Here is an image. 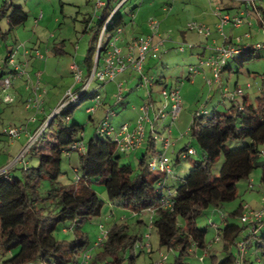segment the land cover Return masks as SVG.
Masks as SVG:
<instances>
[{
  "label": "rangeland",
  "instance_id": "rangeland-1",
  "mask_svg": "<svg viewBox=\"0 0 264 264\" xmlns=\"http://www.w3.org/2000/svg\"><path fill=\"white\" fill-rule=\"evenodd\" d=\"M8 1L11 13L12 6L23 5L25 11L29 14L30 18L24 25H20L10 32L8 18H0V57L4 62L7 52L9 50H17L18 47H22L19 55L23 53V50L31 52L28 57L29 65L28 69L31 74V79L40 77V82L45 94V109L48 112L46 117V111H38L34 107H27L31 96V91L27 90V85L24 86L21 91V96L17 98L16 90L20 82L15 83L14 88L8 91L15 102L7 103L4 99V95L0 93V159L1 162H9V166L19 167V170L15 171V176L22 178L24 161L30 164V167H36L39 165L40 160V148L47 149L50 142L54 140L55 132L58 128H51L45 132L41 142L37 141L35 148L31 151L35 142H32V138L38 130L43 128L56 108L60 106L65 98V94L74 87L75 82L73 74L71 72L70 65L74 63L84 66L88 51L91 47H96L97 42L95 39L100 23V17L102 11H96L98 0H0V10H2L4 3ZM108 2V0H106ZM241 1L231 0H128L127 4L119 10L118 15L124 16L126 25L124 36L126 34L139 31L142 35L143 29H149V19L157 17L162 23V33L164 36L169 37L170 41L165 45L164 50L160 56L155 59L149 56L146 60V72L148 75L155 79L163 78L165 81V88L172 89L178 88L182 96L183 112L179 115L175 126L173 127L172 143L176 142V150L173 148L168 151L167 157L172 161L174 167L175 179H170L169 183L176 182L177 178L185 179L189 173L190 168L194 166L195 161L202 160L203 151L197 144L194 136L187 134L189 127L194 122V116L201 110L206 109L210 112L215 108L222 112H228L231 104H223L222 90L220 85L216 84L211 88L208 84V78H212L208 70H203L199 74L191 76L189 79L188 71L190 66L198 65L199 52H203L206 49V43L210 40L205 36L192 32L189 29V23L200 22L212 27V35L219 36L216 30V25L219 22L214 14L216 6L226 9V5L236 6ZM117 2H114L112 6H115ZM172 4V6H171ZM241 6L245 7V4L241 3ZM165 7L170 10L166 12ZM227 10V9H226ZM227 12L236 14L237 9H229ZM253 20L255 16L252 17ZM256 20V26L249 29L248 25L236 28L231 24H227L224 32L232 36L238 41H245L246 44H252L264 41L263 27ZM255 22V21H254ZM247 34H251V39L247 38ZM221 38V37H220ZM244 38V39H243ZM181 45L185 46V52L182 53L179 50ZM189 45H193L194 48H189ZM38 50L41 54L45 55L46 60L42 61L35 52ZM206 52V51H205ZM98 53L96 51L94 57V65L97 61ZM232 71H225L222 73L223 87L229 86L230 88H243L247 93V102L250 104H256L258 97L264 98V51L258 52L255 55L254 60L251 62L245 61L243 56L237 57L235 60L230 61ZM41 75V76H39ZM134 79L136 82H126L125 85V101L118 104L117 108L122 109L121 112L113 119V122L118 129L122 123H130L135 125L137 118L140 115L138 110L134 106L141 108L147 100L150 99V91L146 86H140L141 80L139 76L135 74ZM22 81V80H21ZM24 84L27 82L22 81ZM109 84V83H108ZM251 85V89L247 88V85ZM110 85V84H109ZM105 85L100 86L99 82H94L89 92L99 90L102 95L110 94L107 104L98 108L97 112L91 114L88 112V108L92 105V100H89L76 107V111L71 117L70 124L79 123L85 127V131L82 132L85 143L88 144L93 138L101 120L106 116L108 104L114 106L116 102L115 92L111 90L106 91ZM117 87V86H116ZM70 88V89H69ZM76 87H74L75 89ZM164 85L154 88V105L155 107H163L165 103V97L162 93ZM106 91V92H105ZM2 99V101H1ZM107 105V106H106ZM126 107V110L123 107ZM47 114V113H46ZM128 115L131 120L124 121L122 116ZM92 117V118H91ZM42 123V125H41ZM170 124V121H166ZM23 129L19 134V137L13 139L9 135L11 129ZM152 124L147 125L146 131L149 134ZM162 134L167 135L165 132ZM149 136V135H148ZM32 142V143H31ZM147 142V141H146ZM251 143L250 138H244L243 140L230 139L227 145L232 148H243L246 144ZM186 146L194 147L197 154H193L187 160H179L180 150L182 151ZM28 147L29 153L25 157V160H20L22 151ZM158 152L164 150L162 144L157 143L156 146ZM143 150H138L132 154H123L121 162L131 165L135 171L139 169V161L146 152V143H143ZM45 152V151H42ZM80 151L69 154H65V158L62 162L63 172L59 178L60 185L76 186L77 177L81 175V165L79 158L81 156ZM259 161L264 162V144L261 145V152L259 153ZM225 159L220 156L217 159V163L212 169L213 177L219 175L220 168L224 165ZM79 170V171H78ZM3 172L4 169L0 168ZM78 171V172H77ZM262 167H258L249 179L240 181L237 184L239 195L232 200L231 203L224 204L222 207H209L205 210L202 217L198 220V228L208 229L209 233L206 237V249H200L194 247L192 252L186 257L189 264H214V257H217V263H220L225 258V243L223 239L216 241L219 236V230L215 227L222 225L223 215L221 210H224L225 214L231 219V222L239 224L243 227L241 216L250 210H258L264 206V185L262 180ZM168 183V184H169ZM250 183L254 186L251 188ZM54 186V183L49 180H43L40 187H38V194L46 197L47 191ZM93 188L99 193V196L104 201V208L102 214L94 216L89 221H85L80 226V233L87 235L89 238L87 251L91 252L93 259L100 253V247L94 248L95 242L102 236V231H108L116 224H122L125 222L126 232L135 237L141 235L143 237L150 233L149 226L151 225L152 218L150 216V210L144 211L143 215L135 213L133 211L125 210L117 205L114 206L110 203L108 192L105 187L99 183H95ZM243 205L241 215L231 216L232 212L239 209ZM0 204V208H1ZM5 212L8 210L6 207H2ZM216 212V213H215ZM135 213V214H134ZM152 214V212H151ZM143 218L146 225L140 226L139 220ZM184 224V220L180 219ZM78 228L77 224L73 221H67L58 226L55 231V236L59 241H74L77 238L74 230ZM1 229V224H0ZM77 230V229H76ZM152 235L149 243L153 246V250H145L139 246L136 248V261L133 264H176V257L178 252L171 250L168 247H161L159 245V234L155 228L151 230ZM147 242V241H145ZM249 242V241H248ZM251 243H248V254L246 259L250 258L254 260V264H262L250 250ZM119 257L123 258L127 253L126 249L118 250ZM237 253V250H235ZM130 254H126V259L123 264H132L130 260ZM3 253L0 251V264ZM113 260V256L109 255L101 261L110 264Z\"/></svg>",
  "mask_w": 264,
  "mask_h": 264
},
{
  "label": "trees",
  "instance_id": "trees-1",
  "mask_svg": "<svg viewBox=\"0 0 264 264\" xmlns=\"http://www.w3.org/2000/svg\"><path fill=\"white\" fill-rule=\"evenodd\" d=\"M121 1L108 0V4L102 10L95 36L97 46L89 49L82 67L86 69V76L90 75L94 68V57L103 21L112 14L115 7L112 6L113 3L118 4ZM12 7L10 13L11 7L6 1L0 10V18H8L10 32L24 25L30 18L23 5ZM118 12L110 27L111 32L119 26L126 28L125 18L121 14L118 15ZM1 30L0 28V32ZM103 49L104 46L101 47L98 65L104 55ZM258 52L260 51L254 50L240 56L251 62ZM202 57L207 55L203 53L200 58ZM230 61L223 72L232 71ZM188 77L192 79L189 75ZM158 84L166 86L163 78L156 81V86ZM96 91L88 92L83 103L92 100ZM83 103L67 107L60 115H54L49 119L48 127L40 133L37 141L44 140L45 132L51 128H58V131L55 132L54 140L46 150L40 148L38 166L34 168L23 166L22 178L15 176L12 169L0 174V204L8 210L5 212L2 207L0 208V251L3 253L1 264H77L78 258L87 251L89 242L87 235L80 233V226L94 216L102 214L104 208L103 199L93 188L95 183L105 187L110 201L130 211L142 213L155 208L153 227L159 234V245L179 251L176 264H189L186 257L194 247L200 249L207 247L206 237L209 230L197 226L205 210L212 206L218 208L231 203L239 195L237 184L249 179L258 167H262L261 183L264 185V162L258 158L261 145L264 144L262 97H258L256 104L248 103L245 97L243 100L245 109L242 111L235 103L228 102L231 104L228 112H222L217 108L210 112L206 108L207 113L195 115L188 133L196 138L198 146L203 151V157L202 160L195 161L185 179L177 178L173 186L168 184L169 179L165 183V188L158 190L157 184L162 180V176L154 173L149 165L150 156L158 153L157 145L151 137L146 142L147 150L139 161V169L135 171L131 165L121 162L123 153L117 150V143L111 136L103 137L97 134H94L88 143L87 152L81 153L79 161L82 173L78 175L76 186L60 185L59 178L64 174L62 162L65 154L70 152L72 145L81 139V132L85 131V127L79 123L70 124L76 107ZM244 138H250L251 143L243 148L237 149L227 145L230 139ZM37 141L31 147V151ZM190 148L191 146H186L179 152L178 161L181 159L180 155L188 153ZM220 156L224 157L225 162L220 168V174L213 177L212 169ZM172 179H176L175 175ZM43 180L54 183L47 191L46 197L38 194V187ZM165 189L175 192L172 199L173 209L161 207L160 203L167 195ZM243 208L241 205L230 215L240 217ZM180 219L184 220V224ZM67 221L77 224L78 228L74 230L77 238L74 241H59L55 231L60 224ZM224 221L225 224L219 229L221 239L225 243V258L217 263V257H214V264H237L238 256L235 250L239 249L241 241L245 239L248 228L232 223L228 215H224ZM125 226L127 224L122 222L109 229V239L100 247L94 264H99L109 255L113 256L110 264H123L128 253H132L130 254L132 264L136 261V244L142 238L141 235L130 236ZM249 242H251L249 251L264 264V220L261 222L260 232L254 238H249ZM123 249H126L127 253L120 258L118 250ZM245 264H254V260L247 258Z\"/></svg>",
  "mask_w": 264,
  "mask_h": 264
},
{
  "label": "built area",
  "instance_id": "built-area-1",
  "mask_svg": "<svg viewBox=\"0 0 264 264\" xmlns=\"http://www.w3.org/2000/svg\"><path fill=\"white\" fill-rule=\"evenodd\" d=\"M238 1V0H235ZM245 3L246 6H254L255 11H258V4L264 8V0H239ZM127 0H122L113 8L112 14L104 19L103 27L99 34V42L97 47V61L93 66V70L90 75L86 76L87 73L84 68L80 66L78 63H74L71 65L73 78L76 87H72L68 92L64 95L65 98L60 104L59 107L56 108V112L54 115H60L65 108L74 107L80 103H83L87 93L89 92V88L93 85V83L99 82V84L106 83H116V92L115 98L116 102L114 106H110L108 104V110L106 116L101 120L100 125L98 126V130H96L95 134L98 136H111V138L117 143L116 148L119 152L129 155L134 151L140 149L143 143L148 141V138H152L156 143L162 144L163 151L156 153L155 155L150 156L149 165L154 171V173L162 176V180L157 184L158 190H162L165 188V183L169 179L174 178V167L172 161L167 157L168 151H170L174 146L172 143V129L176 124V121L180 114L183 112L182 105V96L181 92H179L178 88L167 89L163 88L162 93L165 97V103L163 107H155L153 101V93L152 88L156 86L157 79L152 78L146 72V60L149 56L157 59L162 50H164L165 45L170 41L169 37L163 35L162 31V23L157 17H152L149 19L148 23L150 25V31L147 33H143L142 35L134 36L128 42H126L123 38L125 28L117 27L113 32H111L110 27L114 23V18L118 10L122 8ZM106 0H98L96 11H102L107 5ZM250 10V11H249ZM99 13V12H98ZM214 14L218 19V23L216 25V30L220 35V39L222 41L221 44H218L214 35H212V27L205 25L200 22H190L189 29L192 32H196L197 34L205 36L206 39L210 40L209 43H206V48L209 50V55L207 57H202L199 60L198 65L190 66L189 68V76H194L195 74H199L203 70H208L211 74L212 78H208V84L211 88H213L216 84L220 85V90H222L223 94V103H235L236 106L242 111L245 109V104L243 100L247 97V93L243 88H230L229 86L223 87L221 84L222 73L229 63L230 60L235 59L237 56L250 51H264V41L257 42L252 44H246L245 41H237L232 36L227 35L224 32L227 24H231L236 27H243L244 25H248L249 29L254 27V20L249 19L251 13L250 8H243L238 14L233 15L232 12H227L226 9L222 7L216 6L214 10ZM258 15V14H257ZM263 27L264 33V19H262L261 23ZM248 39H251L253 36L251 34L246 35ZM244 39V38H243ZM104 46L103 49V58L98 65V61H100L101 56V47ZM180 46V45H179ZM189 48H194L193 45H189ZM22 47H18L17 50H9L6 59L3 62L0 57V93L4 95V99L7 103H14L15 98L8 92L14 88V85L19 79H25L27 82V90L31 91V96L29 100V105L27 107H36L38 111H44L43 107L45 105V94L46 90L43 89L42 84L40 82V77L33 81L31 79V74L28 69L29 60L28 57L31 52L27 50H23V56H25L26 60L22 61L20 59L19 53ZM182 53H184L185 46L181 45L179 47ZM35 55L39 57L40 60L45 61V55L38 52H35ZM130 69H133L136 74L139 76L141 80L140 86H146L149 89L150 99L145 102L140 109L135 107L136 110L140 113L137 118V123L135 125H131L130 123H122L118 129L116 128L113 119L119 114L116 106L125 101V85L127 81L118 80L117 78L120 75L127 74ZM41 76V75H39ZM192 78V77H191ZM248 89H251V85H247ZM94 97L92 99V105L88 108V112L94 114L97 112L98 108L107 104V95H102L99 90L94 92ZM89 96V95H88ZM107 106V105H106ZM201 113H207L206 109L201 110V112L197 113L199 115ZM51 116V117H52ZM50 117V118H51ZM44 124L43 128L40 127L38 132L35 133L32 138V142H35L40 135V133L44 132L48 127V122ZM92 118V117H91ZM170 121V124H167L166 121ZM152 124V128L149 131V136L147 135V125ZM24 130L22 129H11L9 131V135L16 139L19 137V134ZM83 132V131H82ZM80 134L81 139L77 141L74 145H72L69 154L80 151L82 153H86L87 145L85 143L83 134ZM162 132H165L167 135H163ZM189 132V129H188ZM187 132L186 135L189 133ZM31 142V143H32ZM32 147V146H31ZM29 147V148H31ZM29 148L26 147L22 151V156L20 160H25L27 152ZM29 153V152H28ZM197 154L195 148H190L188 153H183L180 155L181 159H187L189 155ZM27 162L24 161V167H27ZM7 171H0V174H4ZM78 172V171H77ZM79 179V176L77 177ZM252 189L254 186L250 183ZM166 190V196L161 201V207L173 209V197L175 195L174 191ZM156 212L155 208L152 209V213ZM135 214V213H134ZM223 215V214H222ZM224 216V215H223ZM152 222L149 226V231L147 235H145L144 242L140 243L143 250H151L152 246L149 243L152 235V228L154 225L153 215L151 216ZM242 224L247 226L248 230L245 235V239L241 241L239 245V249L237 250L236 256L237 264H245L246 254L248 252V241L249 238L255 237L261 230V222L264 220V206L258 210H250L241 216ZM215 227L219 230V236L216 238V241H220L222 234L220 229L215 225ZM102 236L98 241L95 242L94 248L103 247L104 243L109 239V230L102 231ZM147 241V242H145ZM251 243V242H250ZM93 255L89 251H85L77 261V264H93ZM99 264H108L105 262H101Z\"/></svg>",
  "mask_w": 264,
  "mask_h": 264
},
{
  "label": "crops",
  "instance_id": "crops-1",
  "mask_svg": "<svg viewBox=\"0 0 264 264\" xmlns=\"http://www.w3.org/2000/svg\"><path fill=\"white\" fill-rule=\"evenodd\" d=\"M231 1H235V0H231ZM241 3H242V5H243V2L241 1V2H239V5H236V6H231V5H226L225 6V8L228 10L229 9V11H230V8L231 9H237V12H236V14H238V12H240L243 8H250L251 9V13L252 14H250V18L249 19H252L253 20V16H255V19H257V21H258V23H262V19H264V8L261 6V5H259L258 4V11L256 12L255 11V9H254V6H251V7H249V6H246L245 5V7H243V6H241ZM245 4V3H244ZM171 6H172V4H171ZM164 10L166 11V12H168L170 9L168 8V7H165L164 8ZM250 11V10H249ZM258 14V15H257ZM254 19V27L256 26V20ZM144 31L143 32H148L149 31V29H143ZM139 31H133V32H130V33H128V34H126V36H124L123 35V38H124V40L126 41V42H128V41H130L131 39H132V37H136V36H138V35H140L139 33H138ZM215 38H216V41L218 42V44H221L222 43V41H221V39H220V37L219 36H214ZM232 37H233V35H232ZM234 38V37H233ZM206 51V52H205ZM205 51H201V52H199V56L201 57L202 56V54L203 53H205L207 56L209 55V50H205ZM20 56V59L22 60V61H24V60H26V58H25V56H23V54H21V55H19ZM200 57H198V59L200 60ZM31 63H34V62H30L29 63V65H32ZM72 65V64H71ZM71 65H70V68H71ZM82 67V66H81ZM85 69V68H84ZM85 71H86V69H85ZM71 72H72V68H71ZM72 74H73V72H72ZM135 74H136V72L133 70V69H130L129 71H128V73L127 74H124V75H120L117 79L118 80H123V81H127V82H131V81H133V82H136V80L137 79H134V76H135ZM74 76V75H73ZM25 81V79H19V81H17V82H20L19 83V85L17 86V90H16V95H17V98H19L20 96H21V91L23 90V88H24V86L25 85H27L26 83L24 84L22 81ZM16 82V83H17ZM26 82V81H25ZM110 84V85H109ZM106 83V84H104L105 86V90L106 91H108V90H111V92H115V88H116V86H117V82L116 83ZM103 85V84H102ZM101 84H100V86H102ZM159 85L160 84H158L157 86H155V87H153L152 88V93H153V98H155V93H154V88H158L159 87ZM70 89V88H69ZM105 91V92H106ZM2 94V93H1ZM107 95H108V100H109V98H110V94H108V92H107ZM107 100V101H108ZM1 101H2V99H1ZM118 106V105H117ZM116 106V107H117ZM134 107H136V106H134ZM125 110H126V107L124 106L123 107ZM45 110V109H44ZM46 111V110H45ZM122 111V109L120 108L119 110H118V113L119 112H121ZM47 113V114H46ZM46 113H45V115H46V117L48 116V112L46 111ZM123 117V119H124V121H127V119L128 120H131V118H133V117H131V118H129V116L128 115H125V116H122ZM41 125H42V123H41ZM172 134H173V129H172ZM174 135V134H173ZM176 145H177V143L176 142H174V146L172 147L173 148V150H176L177 151V149H176ZM142 147H143V145H142ZM142 147L140 148V149H138V150H143L142 149ZM138 150H136V151H138ZM147 150V149H146ZM181 151V150H180ZM135 152V151H134ZM8 164H9V162L7 163V162H1V159H0V168L1 169H4V171H8L9 169H12V171H13V173H14V170L15 171H17V170H19V167H14V166H9L8 168H6L5 169V167L6 166H8ZM28 166L30 167V164H28ZM176 180V179H175ZM174 184H176V182H171V183H169V185L170 186H173ZM110 203L111 204H113L114 206H117V204H114L112 201H110ZM120 208H121V206L120 205H118ZM123 207V206H122ZM123 208H125V210H127L128 208H126V207H123ZM150 210V216H154V214L152 213L151 214V212H152V209H149ZM130 211V210H129ZM221 212H222V214L223 215H225V216H227L226 214H225V212H224V210H221ZM143 213H145V212H142V213H139V214H141V216L143 215ZM216 213V212H215ZM223 223H222V225H219V227L220 226H223L224 224H225V221H224V216H223ZM139 223H140V226H144V225H146V222H145V220L143 219V218H140V220H139ZM218 227V226H217ZM218 227V228H219ZM145 237V236H144ZM143 237V233L141 234V240L144 242V240H145V238ZM141 240H139L138 242H137V246H139V247H141L142 248V246H140V243H142V241ZM152 246V245H151ZM143 249V248H142ZM152 250H153V246H152ZM145 250H143V252H144ZM95 261V258L93 259V264L95 263L94 262Z\"/></svg>",
  "mask_w": 264,
  "mask_h": 264
}]
</instances>
